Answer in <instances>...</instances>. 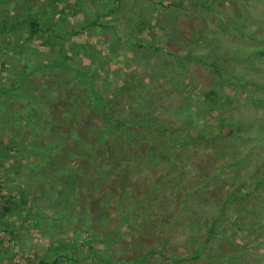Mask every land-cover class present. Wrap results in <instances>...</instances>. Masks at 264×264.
<instances>
[{
  "label": "rangeland",
  "instance_id": "rangeland-1",
  "mask_svg": "<svg viewBox=\"0 0 264 264\" xmlns=\"http://www.w3.org/2000/svg\"><path fill=\"white\" fill-rule=\"evenodd\" d=\"M46 12L54 31L29 36ZM0 15L19 27L0 48V205L13 209L0 217V264H264V0H0ZM215 68L233 85L217 88L222 109L207 119L227 126L194 142L180 125L216 89ZM83 73L115 94L118 119L142 120L121 128L126 142L149 135V120L180 127L181 146L161 135L141 151L149 178L145 161H89L77 124L103 121L82 89L61 124L46 119Z\"/></svg>",
  "mask_w": 264,
  "mask_h": 264
},
{
  "label": "trees",
  "instance_id": "trees-1",
  "mask_svg": "<svg viewBox=\"0 0 264 264\" xmlns=\"http://www.w3.org/2000/svg\"><path fill=\"white\" fill-rule=\"evenodd\" d=\"M44 1L45 3L49 1L50 3H55V4L59 2V0H44ZM120 4H121V0H120ZM124 4L127 5V2H125ZM28 13H30V11H28ZM42 13H44V11H42ZM54 24H55V19H51L48 16V12H46V16L44 18V21L42 20V22H40L37 17H31L27 24L29 36H34L39 33L42 34L43 32L54 31L52 30V28L55 29L56 25ZM18 28L19 27L15 26L13 20H11L8 17L2 18V16L0 15V48H2V45H1L2 42L4 43L9 42L12 44L14 43L13 40H16L18 36ZM139 30L141 31L142 29L139 28ZM135 46L137 48H141V45H138L137 43H135ZM11 47L18 50L17 48H15V46H11ZM67 47L71 49L70 45H67ZM167 52L171 56L176 57L178 63L179 62L181 63L180 58L181 59L184 58L185 60L187 59L186 61L194 60V55H187L186 57H181L180 55L177 54L174 47L172 46H170V49ZM197 54L198 52H196V55ZM63 56L58 57V59L64 61L65 59L63 58ZM200 58H199V62L204 64L205 66L211 67V68H214L216 66L215 65L216 63L215 64L213 63L211 65V64L205 63L203 59H200ZM222 58H225V56H223ZM219 59H220L219 57H215V62L218 61ZM24 68L26 67L24 66ZM213 72L218 75V78L214 85L216 89L212 87L209 93L202 94L201 99H199L198 101H194L193 106H196L195 109L190 110V117L185 121L183 125H180V126H183V128L184 127L193 128L194 130L193 132L195 133V135L191 136L192 138L191 140H194V142L198 140H206L210 138L211 134L214 133V129H213L214 127L216 128L220 127L219 129L222 130V127L224 128L225 126H227L226 121L219 120V122L214 125L211 120L207 119L208 114L215 112L216 110L219 111L222 109L221 104L219 103V101H217V100H220L219 98H217V96H221L220 89L217 90V88H219V86L221 88V84L223 82L227 84L230 83L231 85H233V83H231L232 79L230 76L223 75L221 71L216 68ZM83 74L80 76V82H77L76 85L72 87L63 85L57 90V93L59 94L64 95L65 93H69L71 99L69 102L64 101V103L63 102L60 103V101H56V103H54L55 108L50 113L47 114L46 119L51 120L53 124H61V120L65 119V115L67 116H69V114L71 115V111L69 110V108L73 106V104L75 103V102L73 103V101H75L77 90L82 89L81 94L82 96H84L83 99H86L87 101L89 100V105L86 111L92 113L94 109L98 107L97 110L100 112L99 114L103 121L102 128L100 127L93 128L88 124L89 125L88 129H91L92 132H89L87 127L84 126L86 123L85 119H82L77 124L78 127H76L77 128L76 130L80 133V138L82 139V142L84 143L85 141L84 144L87 145V147L90 149V152H91L89 161H92L93 163L96 162V158L94 157V155H92V153L96 154V156L100 155L103 161L109 160V162L111 161L116 162V163L118 162L119 164H123L124 166H127L126 161L128 162L133 161V163L137 161L139 164H141L142 161H145L144 167L140 171V174L142 176H145V179L149 178L147 177L146 173L147 171L152 170L153 166L150 163L153 164V162L151 161L150 159L151 157H149L147 153L143 154L141 151H145V150H147V152L152 151L155 145L158 144L157 142L159 141L161 135H162V138H164L165 136L170 141L171 145H168V148L170 150L176 149L178 146H181L183 144V140H182V137L180 136V133H178L179 132L178 130L180 129V127L173 128L167 125L164 121H161L159 119H155L153 121L149 120L150 122H148L146 125H143L144 130L147 129V131L151 132L149 135H146V136L141 135V130L139 132L135 131V133L133 134L134 140L126 142V140L131 138L132 134L123 133L121 128L123 127L131 128L137 124H138L137 126H139L143 124L142 120L138 119L136 122L134 121L132 122L129 119H126L124 117L118 119L116 117L117 115H115L114 113V105H112L113 103L111 102L114 100L115 94L108 96L98 91H95V87L93 83L89 79H87V77H85V74L84 75ZM21 78H22L21 79L22 81H25V79L27 78V75L22 76ZM88 91L90 92V96L92 95L94 96L93 100L88 98L87 96ZM150 92H152L151 89H150ZM66 97H69V96H66ZM189 107H192V105H189ZM187 109L188 108H186V110ZM74 110H75L74 113H77L79 111V108L78 109L76 108ZM70 122L71 121L67 122L68 128H70L69 126L73 127ZM82 127L84 130H86L85 137L82 133L83 131ZM154 132H156V135L153 136ZM132 143L134 144V146L132 145ZM114 153L119 154V156L115 157ZM82 161L83 160L81 159L77 160L78 163H83ZM124 170L127 171L126 173L129 172L128 169H124ZM124 172L125 171H123V173ZM123 177H126V176L122 175L121 179ZM228 198L229 197H227V199ZM7 203H11V201L6 200V204L0 205V217H4L5 215L9 214L13 210L11 206L7 205ZM152 250L154 252L160 251L157 248H154ZM162 256L167 257L165 255H162ZM137 261H138L137 258H133V259H129L125 261L124 264H136ZM37 264H51V263H49L47 260L43 258L39 260Z\"/></svg>",
  "mask_w": 264,
  "mask_h": 264
}]
</instances>
